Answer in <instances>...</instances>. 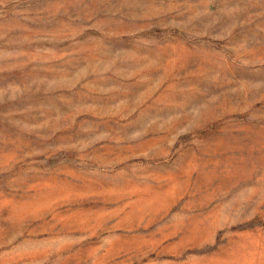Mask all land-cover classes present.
Returning <instances> with one entry per match:
<instances>
[{
  "label": "rangeland",
  "instance_id": "374dc122",
  "mask_svg": "<svg viewBox=\"0 0 264 264\" xmlns=\"http://www.w3.org/2000/svg\"><path fill=\"white\" fill-rule=\"evenodd\" d=\"M0 264H264V0H0Z\"/></svg>",
  "mask_w": 264,
  "mask_h": 264
}]
</instances>
